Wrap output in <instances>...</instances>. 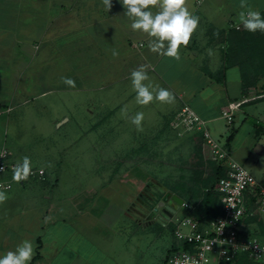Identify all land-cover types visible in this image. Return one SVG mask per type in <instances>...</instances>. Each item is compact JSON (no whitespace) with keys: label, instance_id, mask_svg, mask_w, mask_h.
<instances>
[{"label":"crops","instance_id":"obj_1","mask_svg":"<svg viewBox=\"0 0 264 264\" xmlns=\"http://www.w3.org/2000/svg\"><path fill=\"white\" fill-rule=\"evenodd\" d=\"M9 3L13 4L11 21L8 25L0 22V116H7L5 121L0 120V146L9 148L13 160L27 155L46 172L44 179H30L23 184L13 182L9 189L0 188L8 197L0 203V254L14 250L23 240H31L34 254L30 264H54L46 256V246L57 234L55 231L51 240L46 233L49 226H56L58 230L59 222L69 219L77 224L74 235L80 236L82 242L90 237L92 242L99 243L98 233L105 237L107 225L112 224L104 223L107 227L103 228L98 226L100 220L93 222L87 215L93 209L105 216L112 213L113 194L119 190L113 187V180L125 192L127 204L123 213L129 217L140 216L145 204L135 205L134 201L140 197L142 203L145 201L146 196L139 190L145 188L149 176L142 164L139 165L142 157L129 154L144 138L134 141L136 138L130 134L152 129L156 134L151 139L154 146L166 133L162 132L166 131L165 127L172 133L168 121L183 104L207 120L212 130L219 134L226 131L223 142L231 156L241 164L248 163L250 172L264 187V80H251L244 92L240 61L234 57L227 65L223 43L218 42L221 31L226 35L230 24H238L241 11L251 8L262 13L264 0H245L243 8L241 0H186V6L199 17V23L187 46H181L179 59L153 52L149 46L151 38L129 27L131 21L124 15L119 0H112L110 9L103 0L0 1V5ZM141 65L145 66L154 86L171 91L175 97L172 102L154 99L148 105L136 103L130 73ZM229 73H233L232 78ZM63 77L75 80V87L65 84ZM35 99L43 101H40L41 112L45 117L53 111L51 123L58 128L70 120L66 103L77 100L83 104L84 108L78 107L77 112L90 121L81 125L80 133L97 135L103 141L102 150L111 151L109 157L102 152L106 155L103 165H110L109 174L106 168L101 173L97 169L91 170V174L80 172L69 180L66 188L71 193L65 196L62 161L58 158L49 161L42 153H31L27 146H22L23 141L13 139L12 122L16 116L21 117L20 123L24 118L35 119L36 126L27 123L31 128L28 133L29 130L40 135L47 132L36 119L43 115L36 112V106L30 105ZM241 99L248 100L235 112L233 124L218 131L221 109ZM137 112L144 113L140 129L131 122ZM64 117L65 121L60 120ZM244 124L249 127L236 146V137ZM97 136L93 141L94 152L91 151L89 160L82 166L97 167V162L91 160L97 149ZM91 140H87L90 148ZM115 149L122 157L115 156ZM124 149L128 153L120 152ZM143 149L147 148H138ZM132 165L139 167L131 169ZM157 184L160 192L157 195L169 191L181 196L179 191ZM76 186L81 189H75ZM135 220L140 226H149L140 217ZM57 252L55 248L53 253Z\"/></svg>","mask_w":264,"mask_h":264},{"label":"rangeland","instance_id":"obj_2","mask_svg":"<svg viewBox=\"0 0 264 264\" xmlns=\"http://www.w3.org/2000/svg\"><path fill=\"white\" fill-rule=\"evenodd\" d=\"M0 1L2 2L3 0ZM12 12L13 4L0 5V22L8 25L11 21L9 16ZM241 30L246 31L242 25L237 34L231 32V29L227 30L226 35H223L224 32L221 31L218 42L223 43L222 49L226 48V41L229 39L231 44L234 45V40L241 37ZM255 35H257V37ZM252 36L256 37L253 42L257 43L255 45L264 47V32L257 30V32H252ZM223 38H225V41ZM250 45V42L243 47L238 45L237 48L239 49H236V59L240 61V64H244V66L239 65L240 73L243 76V70L246 72L244 78L246 81H249L248 86L251 84V80H264V49H252ZM250 52H253L255 55L254 58L253 54L251 55ZM229 75L231 76L229 78H232L233 73H229ZM229 83L232 84L233 82ZM40 101L43 102L42 100ZM40 101L35 99L30 105L36 106V112L43 115ZM65 106L66 108H70L69 113H71V115L70 120L64 123L63 127L58 128L57 124L54 127L52 126L50 116L53 114V111L50 110L46 117L43 115L41 119L36 118L41 122L44 130L47 132L40 135L38 132H31L29 130L28 133V129H31L28 126H36L35 119L29 118V120L24 118V121L20 123L21 117L16 116L13 118L12 122V135L13 139L23 141L24 144H22V146H27L31 153L34 151L42 153L43 156L45 155V159L49 161L55 158L62 161V166L60 168L64 175V194L65 196H69L71 192L66 186L70 184L69 180L74 175H79V173L83 171L87 174H91L92 172L90 173V171L93 170L94 172L96 169L98 173H101V169L105 168L109 174L110 165L105 167L103 163L106 158L105 153H108L109 157L111 151L106 150V148L102 150V146L100 145L103 141L101 138L98 140L97 135L80 133V128L83 127L81 125H85L90 121V119L77 112L78 107H80V109L84 108L83 104L76 100L66 103ZM74 107L76 108L74 109ZM40 115H36V117ZM6 118V114L0 116V120L2 121H5ZM65 119L64 117L60 120L65 121ZM28 122H30V125L27 124ZM217 124L218 131L225 126L222 119L217 121ZM248 127V124L242 126L236 137V146L240 145L245 134V129ZM209 128L211 134L222 143L226 137V131L223 130L222 134H219V132L217 133L215 130H212V126ZM165 129L166 131H164V129L162 130V132L166 133L161 136V141L156 142L154 146L152 143L153 140L151 139H153L156 134L152 129L150 131L146 129L144 133L140 134H137V132L130 134L131 138H136L134 141H143L144 138V142H140L139 147H136L133 151H129L131 156L134 153L138 155V157H142L143 160L139 165L142 164L141 167L145 169V172L149 176V181L146 182L145 188L139 190L146 196L145 201L142 203V197L136 198L134 201L135 205L139 203L144 206L145 204L144 212L141 214L139 213L140 216L133 215L134 217H129L123 213L127 204L126 196L123 194L125 192L122 191L123 188H121V184L113 180V187L117 186L119 190H116L113 194L114 200L110 207L112 213L105 216L101 215L102 213H99V210L93 209L92 213L87 215L92 217L91 220L93 222H95V219L97 223L100 220L101 222L98 223V226L103 225V228L108 226L107 235L103 237L99 232L100 238L98 237L97 241L99 243L94 242V240L92 242L90 237H88V239L84 238L82 242L80 236L74 235V228L77 225L73 222L74 219H69L64 223L59 222V226L61 227L58 230L56 226L53 227L51 225L46 235L52 240V234L54 235L55 231L57 234L56 239L54 238V240L46 246V256L51 258V262L54 264H81V262L85 264H162V262H164V256L174 243V225L170 223L167 226H162L161 222L156 220L157 212L153 210V207L154 200L159 196L156 192L160 193L157 183L165 185L166 188L177 187L185 199L196 207L195 211L202 213L203 210L201 208L204 205L202 201L205 198V193L214 186L215 175L218 172L216 166L209 161L207 150L199 137L185 135L179 137L173 132L170 133L168 128L165 127ZM10 131L11 125L9 128V132ZM96 136L97 143L95 148L97 149L95 153H92L91 160L97 162V167L82 166L89 160L91 151L94 152L93 141L94 139L96 140ZM88 139H92L91 148L88 146ZM115 145L120 146L121 144ZM142 147L147 149H143L142 151L138 150V148ZM34 148H36V150H33ZM117 152H119V150L115 149V156L122 157V154H116ZM120 152L128 153L125 149ZM242 165L249 170L250 165L248 163ZM136 167L139 166H130L131 169H135ZM76 185L84 187V184L76 183ZM75 189L81 188L76 186ZM170 203L175 206L174 202L171 201ZM134 209L136 210V208ZM211 212H213V210ZM187 213V209L182 206L176 209V215L178 217L184 216ZM135 217H140V221H145L149 226L146 228L143 225L140 226L135 220ZM252 221L256 222L259 228V224H262V222L264 223V217L256 216ZM104 223H111L112 225L106 226ZM55 248L58 249L56 254L53 253Z\"/></svg>","mask_w":264,"mask_h":264},{"label":"built area","instance_id":"obj_3","mask_svg":"<svg viewBox=\"0 0 264 264\" xmlns=\"http://www.w3.org/2000/svg\"><path fill=\"white\" fill-rule=\"evenodd\" d=\"M238 29V24H232ZM248 99L228 103L221 109L220 118L225 126L235 121V112ZM169 129L181 137L194 135L205 146L209 161L223 170V176L214 184L217 193L218 214L197 218L187 213L169 218L157 213L162 226L174 225V246L169 250L166 264H264V237L256 216L264 217V187L255 176L231 156L225 142H220L210 131L208 121L199 116L188 104H183L169 119ZM6 146H0V188L9 189L13 182V160ZM32 171L27 180L44 179L45 169L31 162ZM182 207L191 212L195 207L183 200ZM250 218H252L250 220Z\"/></svg>","mask_w":264,"mask_h":264},{"label":"clouds","instance_id":"obj_4","mask_svg":"<svg viewBox=\"0 0 264 264\" xmlns=\"http://www.w3.org/2000/svg\"><path fill=\"white\" fill-rule=\"evenodd\" d=\"M119 2L124 7V15L131 21L129 25L131 30L143 32L151 38L149 46L153 52L179 59L181 46H187L199 23V17L189 11L186 0H119ZM103 3L108 9L112 7V0H103ZM244 4L245 0H241V8ZM240 24L249 32L257 30L264 32V15L259 10L251 8L241 11L238 15V26ZM130 79L136 103L139 105H148L154 99L172 102L175 98L169 89L151 83L143 65L131 71ZM63 80L65 84L75 87V80L72 78L63 77ZM145 81L149 83H144ZM143 118L144 113L137 112L131 117V122L140 129ZM31 171V158L25 155L14 164L12 179L16 182L27 180ZM7 198V193L0 191V203ZM33 254L32 241L23 240L14 250L0 254V264H30Z\"/></svg>","mask_w":264,"mask_h":264},{"label":"trees","instance_id":"obj_5","mask_svg":"<svg viewBox=\"0 0 264 264\" xmlns=\"http://www.w3.org/2000/svg\"><path fill=\"white\" fill-rule=\"evenodd\" d=\"M262 15H264V11L262 12ZM241 27V26H240ZM240 27L238 28V29H236V28H234V27H230V29H232V31L231 32H233V33H238V31L240 30ZM234 29V30H233ZM257 32V31H256ZM241 37H239V39H237V40H234V45L233 44H231V41H230V39L228 40V41H226V48L224 49L225 51V60L227 61V65L228 64H230V62L232 61V59H234V57H237V54H236V49L238 50L239 48H237L238 47V45H240L241 47H243V46H245V45H248L249 44V42H250V47H252V49H264V47L263 46H261V47H259V46H257V45H255V44H257V43H253L254 42V40H255V38L257 37V35H255V36H252V33H250L249 34V31H243V30H241ZM246 39V40H245ZM248 39H249V41H248ZM251 41H252V43H251ZM257 41V40H256ZM239 46V47H240ZM240 47V48H241ZM257 52V51H256ZM255 52V53H256ZM253 54V52L251 53V55ZM253 58H254V54H253ZM228 59V60H227ZM241 66H244V64L242 65L241 64ZM246 69V68H245ZM246 70H248V69H246ZM243 74L245 75L246 74V72H244V70H243ZM249 74V73H248ZM244 75H243V86H242V88H243V91L245 92L246 91V89H247V87H248V83H249V81H246L245 80V78H244ZM253 81H255V80H253ZM212 163V162H211ZM213 165H215L214 163H213ZM216 166V165H215ZM216 169H217V174L215 175L216 177H215V180H214V184H215V182L220 178V177H222L223 176V170L220 168V167H218V166H216ZM169 190H171V191H179V189L177 188V187H171V188H168ZM179 194L181 195V197L184 199V200H186L185 199V197L183 196V194H181L180 192H179ZM206 195H205V198H204V200L202 201L203 203H204V205L202 206V210H203V212L202 213H199V212H197V211H195V209H196V207L191 211V212H188L189 214H191L192 216H194V217H197V218H204V217H208V216H215L216 214H218V209H216V202H217V193H216V191H214L213 190V187L211 188V189H209V190H207V192L205 193ZM163 194H161V195H159L158 197H157V199L156 200H154V204L161 198V196H162ZM187 201V200H186ZM188 202V201H187ZM211 208H212V210H213V212H211L212 210H211ZM252 218H250V220H251ZM253 219H254V217H253ZM252 219V220H253ZM259 231H260V234L264 237V223L262 222V224H259ZM173 246H174V243H173ZM169 251L170 250H168V252L166 253V255L164 256V259H163V261L164 262H162V264H166V257H167V255H168V253H169Z\"/></svg>","mask_w":264,"mask_h":264},{"label":"water","instance_id":"obj_6","mask_svg":"<svg viewBox=\"0 0 264 264\" xmlns=\"http://www.w3.org/2000/svg\"><path fill=\"white\" fill-rule=\"evenodd\" d=\"M169 200L173 201L175 206L170 205ZM183 200L184 199L181 196L167 191L157 201L154 211L160 213L162 216H164L163 218L167 219L176 212V209L181 206Z\"/></svg>","mask_w":264,"mask_h":264},{"label":"flooded vegetation","instance_id":"obj_7","mask_svg":"<svg viewBox=\"0 0 264 264\" xmlns=\"http://www.w3.org/2000/svg\"><path fill=\"white\" fill-rule=\"evenodd\" d=\"M156 216H157V214H156Z\"/></svg>","mask_w":264,"mask_h":264}]
</instances>
